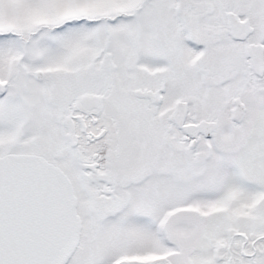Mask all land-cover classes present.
Here are the masks:
<instances>
[{
	"label": "snow or ice",
	"instance_id": "obj_1",
	"mask_svg": "<svg viewBox=\"0 0 264 264\" xmlns=\"http://www.w3.org/2000/svg\"><path fill=\"white\" fill-rule=\"evenodd\" d=\"M0 264H264V0H0Z\"/></svg>",
	"mask_w": 264,
	"mask_h": 264
}]
</instances>
